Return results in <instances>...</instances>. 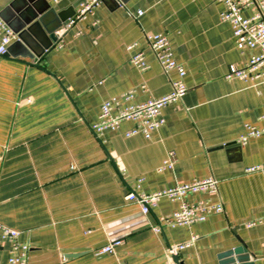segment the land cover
Returning a JSON list of instances; mask_svg holds the SVG:
<instances>
[{
	"label": "crops",
	"instance_id": "1",
	"mask_svg": "<svg viewBox=\"0 0 264 264\" xmlns=\"http://www.w3.org/2000/svg\"><path fill=\"white\" fill-rule=\"evenodd\" d=\"M78 2L0 0V14L20 26L48 4L44 22L57 40ZM223 11L218 0H104L63 36V48L44 53L49 36L36 27L28 46L16 40L0 56V223L30 245L29 264H171L168 249L192 237L179 264H237L228 254L240 240L251 256L244 264H264V224L248 227L264 217V170L247 172L264 166V138L239 143L247 125L264 129V80H227L231 66L244 68L259 51H239ZM144 32L168 37L188 93L163 110L151 140L128 138L132 122L99 137L92 127L105 101L130 90L134 104L171 92L177 75L165 74ZM133 43L146 72L130 63ZM169 153L174 169L159 173ZM209 177L225 211L191 228L155 230L176 202L163 199L144 215L126 200L137 185L149 194ZM111 244L113 253H100ZM8 257L0 238V264Z\"/></svg>",
	"mask_w": 264,
	"mask_h": 264
},
{
	"label": "built area",
	"instance_id": "2",
	"mask_svg": "<svg viewBox=\"0 0 264 264\" xmlns=\"http://www.w3.org/2000/svg\"><path fill=\"white\" fill-rule=\"evenodd\" d=\"M104 0H85L79 5L74 17L61 31L57 33L58 39L53 48H63V36L73 29L79 22L86 20L95 14ZM224 6V11L220 18L223 22L229 23L233 30L235 44L241 53L256 51L252 53L244 68L231 66L226 76L227 80L241 79L245 82H259L264 80V0H218ZM121 5V4H120ZM252 11L250 17H246V11ZM142 15V11L138 12ZM82 33L78 32L77 36ZM18 40V35L4 21L0 15V56L8 54L9 46ZM144 41L152 51L165 74L176 73V79L171 81V92L158 99H149L146 102L134 104L136 90H130L119 97L105 101L101 105L99 121L92 127V131L101 137L105 131H117L125 122H132L135 127L126 133V136H143L146 140H151L153 134L165 125L163 110L169 105L179 103L188 93L185 84V67L175 59L174 52L168 37L164 34H151L144 32ZM138 43H133L127 47L132 53L130 63L141 72L150 69V65L143 51L136 50ZM146 90V86H142ZM125 104V106H124ZM247 133L239 140L240 145H246L253 138H264V129L256 126H246ZM175 166L174 155L169 153L168 157L158 168L162 173L166 170H173ZM264 170V166H254L247 170L249 173ZM201 195L205 198L197 201H189L190 196ZM163 199L178 203V208L170 217H161L157 232L163 226L168 228L187 227L191 228L195 224L203 223L212 215L224 213V205L219 196V181L214 177L203 180H194L189 183L176 185L163 189L155 193H145L140 191V185L133 188L126 200L136 203L144 215H148ZM264 224V217L255 219L248 223V227ZM20 233L0 223V238L9 244L8 264H29L31 247L28 243L21 242ZM196 237L185 244L171 246L168 249V257L171 264H179L175 258L192 245ZM114 252V245L104 247L101 254H111Z\"/></svg>",
	"mask_w": 264,
	"mask_h": 264
},
{
	"label": "water",
	"instance_id": "3",
	"mask_svg": "<svg viewBox=\"0 0 264 264\" xmlns=\"http://www.w3.org/2000/svg\"><path fill=\"white\" fill-rule=\"evenodd\" d=\"M84 1L85 0H79V2L77 3V6H79ZM77 6H75V7H77ZM50 10H51L50 6L48 4H46L42 10L38 11V13L34 12L33 14H29L26 18H24V21L20 24V26H16L14 24V22L9 21L5 17V15H3V13H1L0 15L4 19V21L18 35L17 43L22 42V43L26 44V40L24 37L26 36L27 33L31 32L36 27L42 29L46 33V35L49 36V43H48V45H46V47L43 51L45 53V52H48L49 50L53 49L54 43L57 42L56 37L53 36L54 31L50 32L48 30L46 23L44 22V19L48 17V12ZM74 15H75V12H74ZM68 24H69V21H67V23H65L64 25L66 26ZM62 25L63 24H61V26ZM8 52H9V49H8ZM34 56L38 58L40 56V54L34 53ZM240 243L242 244V247L234 248L228 254L229 259L231 258V260L229 262L237 263V264H244L247 261H250L251 256L248 254V252H246V246H245L244 242L242 240H240ZM175 259L177 260V257Z\"/></svg>",
	"mask_w": 264,
	"mask_h": 264
}]
</instances>
